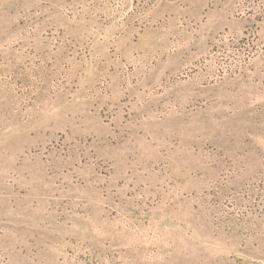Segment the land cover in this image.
<instances>
[{
  "label": "rangeland",
  "instance_id": "rangeland-1",
  "mask_svg": "<svg viewBox=\"0 0 264 264\" xmlns=\"http://www.w3.org/2000/svg\"><path fill=\"white\" fill-rule=\"evenodd\" d=\"M0 264H264V0H0Z\"/></svg>",
  "mask_w": 264,
  "mask_h": 264
}]
</instances>
